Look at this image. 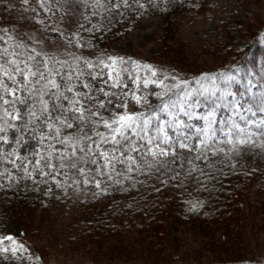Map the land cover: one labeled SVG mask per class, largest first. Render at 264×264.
<instances>
[{"label": "snow or ice", "instance_id": "snow-or-ice-1", "mask_svg": "<svg viewBox=\"0 0 264 264\" xmlns=\"http://www.w3.org/2000/svg\"><path fill=\"white\" fill-rule=\"evenodd\" d=\"M167 2L22 0L52 35L45 46L0 27V188L21 180L64 188L71 179L100 196L183 174L207 191L247 153L264 151V75L237 60L184 77L93 43L122 17ZM27 252L15 236L0 235L5 259Z\"/></svg>", "mask_w": 264, "mask_h": 264}, {"label": "rangeland", "instance_id": "rangeland-1", "mask_svg": "<svg viewBox=\"0 0 264 264\" xmlns=\"http://www.w3.org/2000/svg\"><path fill=\"white\" fill-rule=\"evenodd\" d=\"M8 7L20 23L19 28L16 27L17 32L44 39L45 46L50 43L46 37L52 34L43 32L41 26L34 22L33 12L25 11L30 5H24L22 0H11ZM163 19V16L153 12L131 13L122 17L119 23H114L110 28L116 29V34L119 35L112 43L110 54L132 57L170 73L192 77L231 65L233 59L248 49L253 37H257L260 49L258 48V52L257 48L251 49L246 66L253 73L264 75V41L261 40L264 37V0H188L187 6L173 16L176 31L166 41ZM4 27L12 29V25ZM178 45H183L184 51L187 50L186 56L181 57V63L175 60L179 58V52L173 50L174 53H171L172 48ZM129 107L131 109L132 105ZM263 153L264 151L257 149L247 153L242 159L246 160L251 156L255 161L254 158ZM28 181L21 180L18 184H26ZM173 183L174 186L179 184L184 197L196 200L195 195L199 191L196 192L198 185L194 178L181 174V180ZM68 184L72 186L60 188L53 183L50 185L52 191H47L43 202L48 206L37 209L36 218L32 222L27 218L17 217L0 200V235L11 234L28 248L21 259L11 254H8L7 259L0 255V264H151L152 254L139 248L137 240H133H139L136 236H128L131 240L125 237V250L119 251L117 255H111L108 250L110 246L117 245L115 241L104 237L101 245L105 247L102 249L109 252L104 257L94 241H81L86 232L82 230L89 226L92 218L87 211L93 208L98 198L109 200L108 205H111L122 191L114 186L109 190V195L94 196L93 193L98 190L90 185L81 183L77 186L71 179ZM2 189L5 188H0V194ZM248 196L251 200L259 198L254 192ZM243 208L246 222L241 230L240 240L243 241L241 250H245L239 254L250 259L264 257V207L245 203ZM81 215L85 220L80 218L77 221L76 217ZM183 217L187 218L188 215ZM198 223L182 221L168 230L169 244L164 252L168 263L206 264L216 257L215 253L212 254L205 248L204 244L208 241L195 232L194 228L198 227ZM102 234L105 236V233ZM130 243L135 246L134 250ZM36 254L40 255L39 259ZM29 255L31 259L27 258Z\"/></svg>", "mask_w": 264, "mask_h": 264}, {"label": "trees", "instance_id": "trees-1", "mask_svg": "<svg viewBox=\"0 0 264 264\" xmlns=\"http://www.w3.org/2000/svg\"><path fill=\"white\" fill-rule=\"evenodd\" d=\"M9 1L11 0H0V27L8 24L16 30L20 23H18L17 17H13L12 10L8 7ZM187 2L188 0H168L167 3L150 7L143 13L153 12L164 17V39L166 41L168 38L171 39V35L176 31L172 21L173 16L183 10L187 6ZM116 33V29L113 28L102 34L98 32L93 43L98 49L110 54L112 43L119 37ZM59 44L61 48L64 47L63 43ZM176 48H172L171 53H174L173 50L178 51L180 59L175 60L181 63L183 62L181 57L186 56L187 50L184 51L183 45H178ZM252 48H257L256 52L259 51L258 48L260 49L257 37L256 39L253 37L248 49L233 60H239L240 63L247 65L249 52ZM85 54L90 53L86 52ZM257 60L258 58L255 59V61ZM253 64L256 65L254 62ZM263 155L254 158L255 161L251 159V156L246 160L242 159L237 164L235 172L226 168V176L220 183L213 181L208 185L209 190L207 191L197 189L196 192H199L195 195L196 200L184 197L179 184L174 186L171 181L168 184H161L155 178L144 180V177H140L141 180H144L143 184H136L131 190L122 191L111 205H108L109 200L97 199L93 208L87 211L92 215V218L89 226L82 230V232L88 231V233H83L81 241L87 243L88 240L94 241L99 247V253H102L104 257L109 252L111 255H117L119 251L125 250L123 246L127 241L124 238L127 237L131 240L129 237L136 236L139 240L135 238L133 240H137L139 248L147 254H152L151 264H171L164 256L166 245L169 244L167 232L173 228V225L191 220L194 223L199 222L198 227L194 228L195 232L208 241L204 244L207 251L216 255L206 264H264V257L257 256L250 259L239 254L245 250H241L243 241L240 240L241 230L246 222L243 216L245 203L264 207ZM241 165L243 166L241 167ZM39 180L43 181V179ZM51 184V182L36 184L31 180L26 184H14L11 188L2 189L0 200L6 209L16 213L17 217L27 218L29 222H32L36 218L37 209H40L41 206H48L43 202ZM124 187L128 188L127 182ZM157 188L160 190L157 191ZM251 192L257 194L259 198L255 197L251 200L248 196ZM199 201L204 202L203 207L197 211H191L192 203ZM184 215H188V217L184 218ZM80 218L85 220L82 215L77 216L76 220L78 221ZM212 224L213 226H211ZM102 233H105V236ZM104 237L112 238L117 244L110 246L109 252L104 251L107 249H102L105 247L101 245ZM220 239L222 241L219 242ZM216 240L217 242H215ZM131 246L134 250L135 246L132 244ZM39 256L36 254V257Z\"/></svg>", "mask_w": 264, "mask_h": 264}]
</instances>
